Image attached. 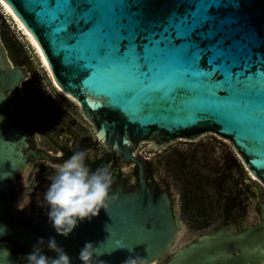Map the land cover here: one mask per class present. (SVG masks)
<instances>
[{
  "label": "water",
  "instance_id": "obj_1",
  "mask_svg": "<svg viewBox=\"0 0 264 264\" xmlns=\"http://www.w3.org/2000/svg\"><path fill=\"white\" fill-rule=\"evenodd\" d=\"M5 2L100 141L139 164L141 183L133 191L121 184L110 189L115 198L107 211L78 222L67 237L55 232L47 214L16 219L10 188L27 167L28 143L13 120L22 123L21 84L29 72L12 63L0 36V264H27L21 252H32L38 238L43 253L55 257L46 247L49 237L70 264H81L85 242L100 248L103 254L94 258L104 264L137 256L147 264H264V203L250 178L264 186V0ZM136 40L147 74L119 51ZM208 132L230 140L240 155L260 222L229 221L175 246L183 226L176 200L167 191H150L134 150L141 142L161 150Z\"/></svg>",
  "mask_w": 264,
  "mask_h": 264
},
{
  "label": "rangeland",
  "instance_id": "obj_2",
  "mask_svg": "<svg viewBox=\"0 0 264 264\" xmlns=\"http://www.w3.org/2000/svg\"><path fill=\"white\" fill-rule=\"evenodd\" d=\"M0 36L12 63L29 71V79L23 81L22 104L29 128L40 135H56L58 129L54 131L49 125L51 120L46 118L49 109L65 115L62 110L76 112L75 104L63 97L23 29L2 3ZM44 143L49 148L55 147L47 140ZM143 147L146 144L141 147L146 155ZM157 155L161 180L176 200L183 223L175 246L230 219L259 221L254 200L243 184L246 168L227 138L215 132L192 141L181 138ZM259 198L264 203V189L260 188ZM17 202L24 205L26 195L20 194Z\"/></svg>",
  "mask_w": 264,
  "mask_h": 264
},
{
  "label": "flooded vegetation",
  "instance_id": "obj_3",
  "mask_svg": "<svg viewBox=\"0 0 264 264\" xmlns=\"http://www.w3.org/2000/svg\"><path fill=\"white\" fill-rule=\"evenodd\" d=\"M48 72L52 81H54L49 69ZM28 79L29 78L26 80ZM21 87L22 123L17 119L13 120V122L16 126L22 127L27 135L26 140L28 145L24 152L27 154L28 164L27 167L15 177L10 188L9 200L12 203V212L17 215V220L28 221L29 218L35 215L47 214L48 209L43 201V194L51 182L52 176L55 174L57 165L62 163L63 160L68 159L76 151L83 150L88 153L86 163L91 170H95L102 166H110V170L114 176V183L111 189L115 188L117 184H121L126 191H133L139 187L141 183V170L139 164L135 161H126L123 155L112 154L107 146L100 141L92 121L85 116L80 103L75 98L59 88L64 93L63 97L75 104L76 112L68 113L67 110H62L65 115H59L61 113L60 111H53L52 108L49 109L48 115L46 116L47 121L51 120L49 125L54 131H57L58 129L59 132L56 135L54 133L51 135L48 133L47 135H40L29 128V118L22 109L24 94L23 82ZM56 136L57 138H55ZM45 140L51 144L54 143L55 147H47L44 143ZM143 144H146V148L143 147L144 151L147 153L146 155L143 154L141 150ZM149 145L148 142H141L134 150L135 156L143 164L142 175L146 181V186L150 188L152 193L157 192L159 194L162 191H167L168 195L172 197L165 183L161 180L158 168L157 153L162 149H150ZM151 152L153 154H150ZM126 168L129 170L127 173L123 171ZM250 178L254 180L259 187V190L260 188L264 189V186L259 184L254 177L250 176ZM243 184L247 194L252 198L246 186L245 178L243 179ZM259 190L258 199H260ZM22 193L27 197V202L24 205H20L17 202L18 196ZM252 199L254 200V198ZM254 203L255 210L259 217L258 222H260V208L256 200H254ZM259 203L263 202L259 201ZM229 221L245 220L242 218H235L230 219L223 224ZM258 222L248 223L255 225ZM21 257L23 260H26V253L21 252ZM151 264H158V262Z\"/></svg>",
  "mask_w": 264,
  "mask_h": 264
},
{
  "label": "clouds",
  "instance_id": "obj_4",
  "mask_svg": "<svg viewBox=\"0 0 264 264\" xmlns=\"http://www.w3.org/2000/svg\"><path fill=\"white\" fill-rule=\"evenodd\" d=\"M88 153L83 150L74 152L68 159L57 165L51 178L43 201L47 206V216L55 232L67 237L85 219L91 220L99 214L101 208L107 211L110 189L114 176L110 166L91 170L86 163ZM127 173L129 170H123ZM45 242L43 238L33 245V251L26 254L27 264H70V257L64 249L58 246L54 237H49L46 247L55 252V257H49L42 251ZM131 250V249H130ZM103 254L92 242H85L79 250L78 259L81 264H104L94 258ZM124 264H147L142 257H129Z\"/></svg>",
  "mask_w": 264,
  "mask_h": 264
},
{
  "label": "snow or ice",
  "instance_id": "obj_5",
  "mask_svg": "<svg viewBox=\"0 0 264 264\" xmlns=\"http://www.w3.org/2000/svg\"><path fill=\"white\" fill-rule=\"evenodd\" d=\"M0 3H5V0H0ZM5 7H7V4H5ZM9 11H11V9H8ZM62 22L64 21L63 17L59 18ZM21 28H23V25H21ZM199 29H197L198 31ZM33 43H35V41H33ZM176 43L179 44L180 40L177 39ZM140 41L136 40L134 42H132L131 44L129 43H122L120 45V53L121 55H132L134 57V60L136 62V66L138 68V70H144L145 74H147V71H150V68H147L146 65L142 62L141 59V53L137 50L139 47ZM206 64H208V61H206ZM201 68V67H200ZM201 70L203 71L204 69L201 68ZM211 75V74H210ZM219 73L216 72L215 73V78H219Z\"/></svg>",
  "mask_w": 264,
  "mask_h": 264
},
{
  "label": "bare ground",
  "instance_id": "obj_6",
  "mask_svg": "<svg viewBox=\"0 0 264 264\" xmlns=\"http://www.w3.org/2000/svg\"><path fill=\"white\" fill-rule=\"evenodd\" d=\"M3 4V6L5 7V4H7L6 2L5 3H2ZM5 9L7 10V11H9L8 9H11L10 7H9V5L7 4V7H5ZM12 15H13V17H14V19L18 22V24H19V26L21 27V25H23V23L18 19V17L14 14V12L12 11V9H11V11H9ZM23 31H24V33L26 34V36L28 37V39H29V41H30V44L33 46V48L35 49V51L37 52L36 54H38L39 55V57H40V59H41V61L43 62V64L46 66L45 68H47V70L49 69L48 68V65H47V61H46V58H45V56H44V54H43V52H42V50H41V48H40V46L38 45V43H37V41H36V39L31 35V33L26 29V27L23 25ZM33 41H35V43H33ZM44 68V67H43ZM54 83L56 84V86H58L59 87V85L54 81ZM60 88V87H59ZM61 89V88H60ZM69 97V96H68Z\"/></svg>",
  "mask_w": 264,
  "mask_h": 264
}]
</instances>
